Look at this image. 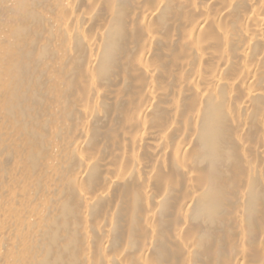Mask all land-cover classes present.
Masks as SVG:
<instances>
[{"label":"bare ground","instance_id":"1","mask_svg":"<svg viewBox=\"0 0 264 264\" xmlns=\"http://www.w3.org/2000/svg\"><path fill=\"white\" fill-rule=\"evenodd\" d=\"M0 264H264V0H0Z\"/></svg>","mask_w":264,"mask_h":264}]
</instances>
